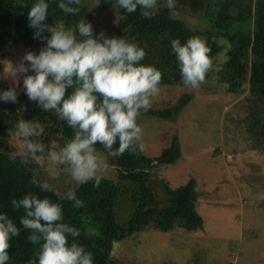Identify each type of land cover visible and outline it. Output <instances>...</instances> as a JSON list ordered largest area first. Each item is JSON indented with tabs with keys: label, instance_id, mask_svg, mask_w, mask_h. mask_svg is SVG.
<instances>
[{
	"label": "trees",
	"instance_id": "1",
	"mask_svg": "<svg viewBox=\"0 0 264 264\" xmlns=\"http://www.w3.org/2000/svg\"><path fill=\"white\" fill-rule=\"evenodd\" d=\"M33 2L34 0H0V47L39 49L43 46L40 39H33L34 29L28 27L27 14ZM48 2L45 23L50 27L62 21L65 27L75 28L80 18L91 21L89 16L81 14L80 4L73 5L80 9V12L73 15L65 14L57 7L59 0ZM96 2L101 11L113 9L116 12L113 37H124L143 47L146 55L141 63L153 65L160 70L162 85L183 86L178 62L171 50V40L179 39L184 43L194 35L205 37L211 48L209 55L212 59L226 48V58L216 68L217 81L231 95L247 92V134L254 146L264 143V0H176V15L178 10L187 9L199 17H205L208 27L203 31L190 28L176 15L172 17L166 0H158L153 15L148 19L143 18L139 10L125 13L115 0ZM94 33L99 31L94 29ZM42 35L47 36L48 33L45 31ZM218 37L223 38L227 46L219 42ZM209 76L210 71L205 80ZM67 91L71 92L72 89ZM191 98V94H184L172 108L148 109L143 113L159 119H171ZM22 119L39 121L43 126V133L36 139L45 145L46 151L42 155H47L52 142L62 147L73 135V129L54 112L43 111L36 102L21 95L15 103L0 106V136L8 137L11 132H15L17 122ZM95 147L99 150L103 146L98 143ZM117 147L118 142L113 145V149ZM0 149V212L6 213L20 229L19 235L10 241L8 264H27L30 258H35L39 245H33L27 240L28 230L23 229L19 223L20 217L24 215L23 209H13L11 200L20 199L31 192L55 202L58 197L54 192L57 191H41L38 186L30 183L33 173L37 174L40 169L34 159L10 154L6 148ZM178 157L179 150L175 140L152 160L144 161L139 152L132 154L125 151L121 156H112L111 159V165L117 168V183L101 178L98 187H93L92 181L79 184L73 191L84 201L81 208L72 207V202L67 199L60 201L64 222L80 229V236L76 239L93 253L94 264H115L109 257L111 243L129 237L146 226L163 232L174 227L187 232L201 228L202 219L195 209L197 194L193 179L173 189L165 187L164 204L160 208L156 207V197L147 172L154 165L171 164ZM24 160L27 163L22 162ZM120 181L135 186L131 196L132 214L126 226H121L115 220L114 207L120 195Z\"/></svg>",
	"mask_w": 264,
	"mask_h": 264
},
{
	"label": "rangeland",
	"instance_id": "2",
	"mask_svg": "<svg viewBox=\"0 0 264 264\" xmlns=\"http://www.w3.org/2000/svg\"><path fill=\"white\" fill-rule=\"evenodd\" d=\"M80 6L81 14L91 18L94 29L114 36L117 16L113 9L97 12L96 0H80ZM176 16L190 28L203 31L208 27L205 17L187 9L178 10ZM218 38L227 46L223 38ZM39 49L0 47V91L15 86L17 97L25 95L23 75L18 74L14 81L11 72L26 52ZM226 50L211 58L210 76L198 89L160 84L149 109L172 108L182 95H192L174 117L159 119L142 111L137 118L144 146L139 156L144 161L158 157L173 140L179 150L173 163L154 165L147 172L156 207L164 204L165 187L173 189L193 179L201 228L187 232L174 227L163 232L146 226L111 243L109 257L115 264H264V143L254 146L248 137L247 92L231 95L217 81L216 68L225 60ZM9 103L0 102V106ZM36 139L33 140L40 142ZM0 148L35 160L26 153L15 132L0 136ZM50 148L58 150L60 146L52 142ZM97 151L102 157L98 175L117 183L112 155L104 147ZM37 155L40 169L36 176L41 182H47L61 195L78 187L79 183L60 170L64 166L53 164L46 155ZM118 187L115 220L126 226L132 214L135 186L120 181Z\"/></svg>",
	"mask_w": 264,
	"mask_h": 264
},
{
	"label": "clouds",
	"instance_id": "3",
	"mask_svg": "<svg viewBox=\"0 0 264 264\" xmlns=\"http://www.w3.org/2000/svg\"><path fill=\"white\" fill-rule=\"evenodd\" d=\"M115 3L125 13L139 10L148 19L158 0H115ZM175 3L176 0H166L172 17L176 15ZM79 4L80 0H59L57 7L65 14L75 15L80 9L73 5ZM48 8V0H34L31 5L28 27L34 29L33 39H40L43 46L38 52H26L13 67L11 77L15 81L18 74L23 75L22 86L28 99L43 111L54 112L73 129L71 139L62 147L47 149V160L64 166L60 170L77 183L92 181L93 187H98L102 157L95 145L101 144L117 157L125 151L132 154L143 151V130L137 118L159 94L162 73L153 65L141 63L146 55L143 47L124 37H108L103 31L94 33L93 25L83 18L75 28L65 27L62 21L48 26L45 23ZM45 31L47 36L42 35ZM171 50L178 62L182 84L198 89L212 67L207 39L199 35L184 43L173 39ZM17 96L16 87L11 86L0 91V102L15 103ZM43 131L39 121L22 119L16 125L15 136L22 139L23 148L35 157L36 163L40 161L37 154L45 153L46 148L31 138L39 137ZM117 142L118 147L113 149ZM30 183L41 191H52L47 182L37 180L35 172ZM54 195L58 197L55 202L31 192L11 200L13 209H23L19 223L28 230L27 240L39 245L35 258H30L27 264H94L93 253L76 239L80 229L64 222L60 203L67 199L72 207L81 208L84 201L75 191ZM19 232L16 223L0 212V264H8L10 241Z\"/></svg>",
	"mask_w": 264,
	"mask_h": 264
},
{
	"label": "water",
	"instance_id": "4",
	"mask_svg": "<svg viewBox=\"0 0 264 264\" xmlns=\"http://www.w3.org/2000/svg\"><path fill=\"white\" fill-rule=\"evenodd\" d=\"M99 11H101V10L98 9L97 12H99ZM101 31H102V30H101Z\"/></svg>",
	"mask_w": 264,
	"mask_h": 264
}]
</instances>
